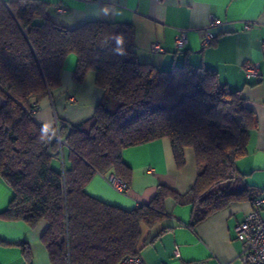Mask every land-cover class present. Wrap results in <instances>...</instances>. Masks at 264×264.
<instances>
[{
  "label": "trees",
  "instance_id": "obj_1",
  "mask_svg": "<svg viewBox=\"0 0 264 264\" xmlns=\"http://www.w3.org/2000/svg\"><path fill=\"white\" fill-rule=\"evenodd\" d=\"M50 10L41 0H0V180L13 194L0 219L30 228L44 222L40 241L51 264H119L148 244L138 247L142 225L150 231L168 218L166 200L191 207L194 230L230 202L250 198L236 162L247 154L257 120L241 91L202 66L164 70L142 62L129 24L89 21L69 29ZM69 55L77 59L72 82L93 72L102 96L88 120H56L46 131L33 115L60 87ZM56 134L65 145L53 140ZM163 138L177 169L185 150L193 152L196 177L187 193L159 186L149 203L124 210L86 192L96 174L128 187L122 151ZM17 246L32 264L28 245Z\"/></svg>",
  "mask_w": 264,
  "mask_h": 264
},
{
  "label": "crops",
  "instance_id": "obj_2",
  "mask_svg": "<svg viewBox=\"0 0 264 264\" xmlns=\"http://www.w3.org/2000/svg\"><path fill=\"white\" fill-rule=\"evenodd\" d=\"M41 1L50 4L52 20L69 29L89 21L129 24L134 29V44L142 62L164 70L185 62L202 66L215 71L220 83L230 90L241 91L246 106L257 120L250 134L247 154L236 162V170L250 198L230 202L194 230L188 227L191 207L166 200L168 218L147 233L144 241L148 244L138 255L145 264H237L241 244L236 239L235 228L251 210V201L264 192V0ZM60 7L66 9V14L57 12ZM210 18L217 19L220 24L212 29L215 39L204 45ZM182 30L186 31L187 42L177 50L175 38ZM152 44H158L161 52L152 53ZM76 62V56L66 57L60 87L52 99L42 100L33 115L34 121L46 131L56 128V120L71 125L88 120L101 99L102 90L96 87L93 72H89L81 84L72 82ZM248 63L259 64L258 77L246 78L244 66ZM122 161L131 169L125 193H117L110 187L107 178L112 174L109 173L94 175L86 192L107 204L131 210L149 203L159 186L178 194L187 193L196 177L192 150H185V165L177 169L166 138L123 150ZM12 198V192L0 180V213L8 208ZM166 227L172 229L161 232ZM45 229L44 222L30 228L22 221L0 219V241L8 243H0V264H26L17 246L20 242L28 245L32 264H51L40 241ZM176 247L178 257L174 256Z\"/></svg>",
  "mask_w": 264,
  "mask_h": 264
},
{
  "label": "built area",
  "instance_id": "obj_3",
  "mask_svg": "<svg viewBox=\"0 0 264 264\" xmlns=\"http://www.w3.org/2000/svg\"><path fill=\"white\" fill-rule=\"evenodd\" d=\"M57 12L63 15L66 14V9L64 7H60L57 9ZM219 24L220 22L217 19H209L206 33L203 38L204 45L210 44L215 39L216 35L212 32V29L219 26ZM186 42V31L182 30L175 38L176 49L181 50L185 46ZM151 52H161L160 46L158 44H152ZM262 52H264V43H262ZM244 71L247 79L256 78L259 75V64L248 63L244 66ZM53 140L58 142L59 147L65 145V141L62 140L58 134L53 136ZM107 182L117 193H125L128 188L123 181L113 175H110L107 178ZM251 207V210L235 228L236 239L241 244V251L237 256V264H264V192H262L259 197L251 201ZM174 256H179L177 247L174 249ZM119 264L145 263L139 256H133L122 259Z\"/></svg>",
  "mask_w": 264,
  "mask_h": 264
},
{
  "label": "rangeland",
  "instance_id": "obj_4",
  "mask_svg": "<svg viewBox=\"0 0 264 264\" xmlns=\"http://www.w3.org/2000/svg\"><path fill=\"white\" fill-rule=\"evenodd\" d=\"M224 185H220V187H222ZM149 232V230L144 227L143 225L141 226V234H140V239L138 242V247L140 248L144 242L145 237L148 235L147 233Z\"/></svg>",
  "mask_w": 264,
  "mask_h": 264
},
{
  "label": "clouds",
  "instance_id": "obj_5",
  "mask_svg": "<svg viewBox=\"0 0 264 264\" xmlns=\"http://www.w3.org/2000/svg\"><path fill=\"white\" fill-rule=\"evenodd\" d=\"M116 42H117V45H120L123 41L119 37H117ZM117 51H121V49L118 47Z\"/></svg>",
  "mask_w": 264,
  "mask_h": 264
}]
</instances>
